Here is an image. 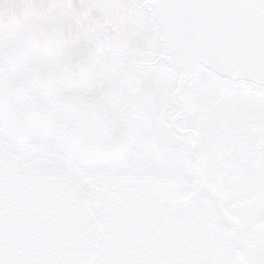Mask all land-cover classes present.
Masks as SVG:
<instances>
[{
    "label": "snow or ice",
    "instance_id": "1",
    "mask_svg": "<svg viewBox=\"0 0 264 264\" xmlns=\"http://www.w3.org/2000/svg\"><path fill=\"white\" fill-rule=\"evenodd\" d=\"M0 264H264V0H0Z\"/></svg>",
    "mask_w": 264,
    "mask_h": 264
}]
</instances>
